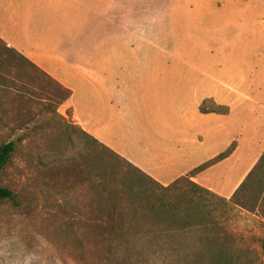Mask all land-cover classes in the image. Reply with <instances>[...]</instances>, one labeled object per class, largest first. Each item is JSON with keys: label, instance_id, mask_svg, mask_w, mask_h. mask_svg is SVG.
I'll return each mask as SVG.
<instances>
[{"label": "crops", "instance_id": "0c3cea01", "mask_svg": "<svg viewBox=\"0 0 264 264\" xmlns=\"http://www.w3.org/2000/svg\"><path fill=\"white\" fill-rule=\"evenodd\" d=\"M0 42V120L39 70L76 125L164 186L231 198L262 157L264 0H0Z\"/></svg>", "mask_w": 264, "mask_h": 264}, {"label": "rangeland", "instance_id": "374dc122", "mask_svg": "<svg viewBox=\"0 0 264 264\" xmlns=\"http://www.w3.org/2000/svg\"><path fill=\"white\" fill-rule=\"evenodd\" d=\"M30 80L36 92L0 120V143L16 142L0 185L17 194L0 201V264H264V152L234 197L165 189L81 132L68 89L39 70ZM175 200L176 219L157 213Z\"/></svg>", "mask_w": 264, "mask_h": 264}, {"label": "trees", "instance_id": "16d2710c", "mask_svg": "<svg viewBox=\"0 0 264 264\" xmlns=\"http://www.w3.org/2000/svg\"><path fill=\"white\" fill-rule=\"evenodd\" d=\"M81 132L84 133L86 136L91 137L89 134H87L82 129H81ZM91 139L98 142L96 139H94L92 137H91ZM15 146H16V142L14 140L4 141V142L0 143V170H2L5 167V165L11 160L12 155L15 151ZM230 151H231V149L227 150L226 152H223L222 154H220L216 158H214V160H212V161L219 160V159L225 157ZM208 164H209V162H206V163L196 167L195 169H193L190 172V174H195L196 172L204 169ZM144 175H146V174H144ZM147 177H149V176H147ZM150 179H152V178H150ZM181 180L188 181L190 183V185L193 187L194 191H197V192L198 191H204V192L211 193L208 190H206L205 188H203V187L199 186L198 184H196L195 182L191 181L189 176L181 177V178L175 180L174 182L170 183L169 185L162 186V187H164L165 189L168 187H173L176 185L177 182H179ZM16 199H17V194L15 192H13L8 187L0 185V201H4V200L16 201ZM163 205H165V206L160 207L157 210V213L161 212V213L171 214L172 216H175L172 218L176 219V214H178L180 212L179 210L176 209L177 208L176 207V200L173 203L169 204V206H168V204H163ZM136 214H138V212L133 213L132 219H134ZM107 232H108L107 235H108L109 239L115 240L116 238L121 237V235H123L125 233V230L120 229V228L119 229H109V230H107ZM260 248H261L262 255L264 256V238L260 241Z\"/></svg>", "mask_w": 264, "mask_h": 264}]
</instances>
